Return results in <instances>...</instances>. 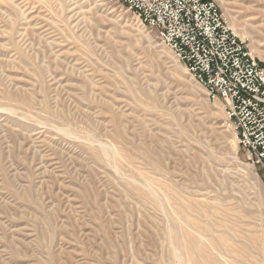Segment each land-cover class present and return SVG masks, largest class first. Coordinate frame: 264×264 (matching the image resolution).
Listing matches in <instances>:
<instances>
[{
	"label": "rangeland",
	"instance_id": "374dc122",
	"mask_svg": "<svg viewBox=\"0 0 264 264\" xmlns=\"http://www.w3.org/2000/svg\"><path fill=\"white\" fill-rule=\"evenodd\" d=\"M214 1L264 67V0ZM200 252L264 264V172L220 101L115 0H0V264Z\"/></svg>",
	"mask_w": 264,
	"mask_h": 264
},
{
	"label": "built area",
	"instance_id": "2783aa9c",
	"mask_svg": "<svg viewBox=\"0 0 264 264\" xmlns=\"http://www.w3.org/2000/svg\"><path fill=\"white\" fill-rule=\"evenodd\" d=\"M157 35L186 72L220 101L236 142L264 172V67L214 0H115Z\"/></svg>",
	"mask_w": 264,
	"mask_h": 264
},
{
	"label": "bare ground",
	"instance_id": "6f19581e",
	"mask_svg": "<svg viewBox=\"0 0 264 264\" xmlns=\"http://www.w3.org/2000/svg\"><path fill=\"white\" fill-rule=\"evenodd\" d=\"M138 21V20H137ZM139 22V21H138ZM173 54V53H172ZM173 56H174V54H173ZM175 57V56H174ZM175 59H176V57H175ZM177 60V59H176ZM177 62H178V60H177ZM181 64V63H180ZM182 65V64H181ZM183 66V65H182ZM184 67V66H183ZM185 69V68H184ZM193 79V78H192ZM194 80V79H193ZM197 83V82H196ZM199 85V84H198ZM203 88V87H202ZM204 89V88H203ZM201 223V222H200ZM202 224V223H201ZM196 226V225H195ZM206 227V226H205ZM213 227V226H212ZM216 227V226H215ZM213 229H215L214 227H213ZM208 231H210V230H208ZM212 232V231H211ZM225 234V233H224ZM223 234V235H224ZM218 235V234H217ZM217 237V236H216ZM219 237V236H218ZM226 237V236H225ZM255 238V237H254ZM219 239V238H218ZM227 240V239H226ZM192 243H190L189 245H188V247L190 248L189 250H190V252L192 253V254H194V250H193V248H192ZM215 246V245H214ZM222 246V245H221ZM236 250V249H235ZM239 255V254H238ZM197 260H196V264L198 263V264H217V261H216V259L212 256H208V255H206L204 252H200L198 255H197Z\"/></svg>",
	"mask_w": 264,
	"mask_h": 264
}]
</instances>
